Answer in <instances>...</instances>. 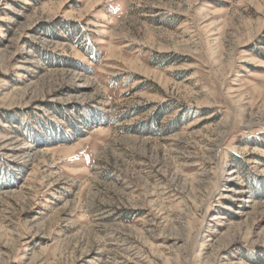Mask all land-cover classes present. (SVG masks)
Segmentation results:
<instances>
[{
	"label": "rangeland",
	"instance_id": "obj_1",
	"mask_svg": "<svg viewBox=\"0 0 264 264\" xmlns=\"http://www.w3.org/2000/svg\"><path fill=\"white\" fill-rule=\"evenodd\" d=\"M0 264H264V0H0Z\"/></svg>",
	"mask_w": 264,
	"mask_h": 264
}]
</instances>
